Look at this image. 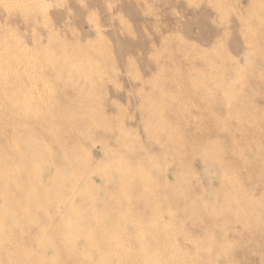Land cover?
Masks as SVG:
<instances>
[{
	"label": "rangeland",
	"instance_id": "374dc122",
	"mask_svg": "<svg viewBox=\"0 0 264 264\" xmlns=\"http://www.w3.org/2000/svg\"><path fill=\"white\" fill-rule=\"evenodd\" d=\"M262 79L264 0H0V264H264Z\"/></svg>",
	"mask_w": 264,
	"mask_h": 264
},
{
	"label": "bare ground",
	"instance_id": "6f19581e",
	"mask_svg": "<svg viewBox=\"0 0 264 264\" xmlns=\"http://www.w3.org/2000/svg\"><path fill=\"white\" fill-rule=\"evenodd\" d=\"M262 80H264V79H262ZM41 159V158H40ZM41 160H43V159H41ZM46 175H47V177L48 178H54V177H56V174H53V172L52 171H47L46 173H45ZM7 200H9V198H7ZM1 221V220H0ZM75 223H77V221L75 222ZM1 224V223H0ZM78 224H81V222H79ZM2 227V226H1ZM5 230H3L4 232H7L8 231V227L7 228H4ZM78 228H76V230H77ZM80 229V228H79ZM8 233V232H7ZM9 233H10V231H9ZM9 235V234H8ZM7 239V238H6ZM5 239V240H6ZM9 240V239H8ZM33 255V254H32ZM32 255L31 254H26L25 256L26 257H28V258H34V257H32ZM34 256V255H33ZM8 258V257H7ZM39 258H42L41 256L39 257ZM6 259V258H5ZM15 259V258H14ZM38 259V258H37ZM19 260H22V259H19ZM25 260H26V258H25ZM36 260V259H35ZM34 260V261H35ZM7 261H9V260H7ZM17 261V260H16ZM26 261H29V259L28 260H26ZM38 261V260H37ZM14 263V262H13ZM27 263V262H26Z\"/></svg>",
	"mask_w": 264,
	"mask_h": 264
},
{
	"label": "crops",
	"instance_id": "0c3cea01",
	"mask_svg": "<svg viewBox=\"0 0 264 264\" xmlns=\"http://www.w3.org/2000/svg\"><path fill=\"white\" fill-rule=\"evenodd\" d=\"M232 135V134H231ZM234 135V134H233ZM254 136H261L257 141H256V143L258 144V145H261V142L263 141L264 142V134L262 135V132H257V133H255L254 134ZM262 156H263V158H264V154L263 155H260V157H261V159H262Z\"/></svg>",
	"mask_w": 264,
	"mask_h": 264
}]
</instances>
